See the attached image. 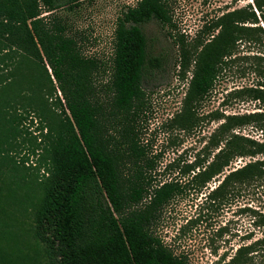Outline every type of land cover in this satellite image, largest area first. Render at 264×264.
I'll use <instances>...</instances> for the list:
<instances>
[{"label": "trees", "instance_id": "obj_1", "mask_svg": "<svg viewBox=\"0 0 264 264\" xmlns=\"http://www.w3.org/2000/svg\"><path fill=\"white\" fill-rule=\"evenodd\" d=\"M80 1L0 0V51L9 48L4 56L13 61L11 80H0V264H32L40 253L43 264H188L154 227L163 207L189 185L201 187L223 174L207 194L213 203L231 185L264 180V159L227 169L238 157L264 154V142L234 131L250 125L264 132V79L246 90L260 110L216 116L222 121L206 142L203 158L187 165V172L198 171L184 183L153 182L152 162L132 126L133 108L144 95V84L177 64L182 74L191 66L184 98V113L190 114L239 43L261 42L264 0L204 24L200 30L206 37L193 43V51L167 30L174 26L168 0L127 6L113 32L109 99L104 101L96 76L106 63L85 56L54 17L48 23L41 16L43 9H72ZM149 23L155 27L152 35L146 32ZM255 70L262 75L257 64ZM23 113L36 114L38 134L26 129ZM29 135L35 143L18 159ZM29 154L35 157L33 170L25 164ZM22 213L30 219L33 256L11 251L12 221ZM261 221L264 225V216ZM255 252L264 263V237L238 246L225 264H257Z\"/></svg>", "mask_w": 264, "mask_h": 264}, {"label": "rangeland", "instance_id": "obj_2", "mask_svg": "<svg viewBox=\"0 0 264 264\" xmlns=\"http://www.w3.org/2000/svg\"><path fill=\"white\" fill-rule=\"evenodd\" d=\"M137 0H81L72 9L62 7L51 12L42 10L44 21L50 23L53 17L65 27L85 56L96 57L106 63L97 73V88L101 99H109L106 92L108 65L112 54V39L117 18L127 6ZM252 0H168L173 27L171 33L179 36L191 47L197 39H205L200 28L223 12L245 6ZM264 29V24H260ZM154 25L149 23L146 32L152 35ZM196 40V41H195ZM199 49V47H198ZM0 51V80L10 81L13 61ZM15 53V57H21ZM15 58V59H16ZM3 60V61H2ZM258 65L262 75L255 70ZM168 71L159 79H150L144 84V95L133 108L132 126L145 155L151 160V174L154 183L177 179L184 183L198 171H186L187 165L203 158L204 146L216 126L222 121L216 116L222 114H247L259 111L258 103L247 94L248 87L264 79V37L257 45L241 42L230 56L224 70L217 76L209 93L199 102L192 104L191 112L184 113V98L191 77V66L179 73L178 65L168 66ZM10 99L11 89H8ZM17 112L21 113V109ZM26 113H23L25 115ZM23 124L32 134H38L39 120L34 113L25 115ZM238 134L264 142V132L250 125L235 128ZM33 136V135H32ZM30 142L16 154L26 156L35 142ZM39 140V139H38ZM34 155H28L25 163L33 170ZM249 159H264V154L254 157H238L227 169L238 167ZM28 168V167H26ZM25 169V168H24ZM227 169L224 173H227ZM223 174L212 178L204 186L189 185L185 191L174 196L162 209L154 232L177 255H184L188 264H225L235 249L264 237V180L253 184L231 185L215 202L207 198L208 192L222 179ZM190 182V181H189ZM14 245L11 251L23 256L36 255L35 241L29 233L30 219L18 214L12 221ZM254 261L262 263L261 253L255 252ZM30 259L32 264H43ZM32 258V257H31Z\"/></svg>", "mask_w": 264, "mask_h": 264}]
</instances>
